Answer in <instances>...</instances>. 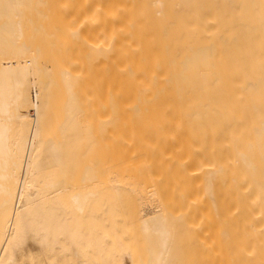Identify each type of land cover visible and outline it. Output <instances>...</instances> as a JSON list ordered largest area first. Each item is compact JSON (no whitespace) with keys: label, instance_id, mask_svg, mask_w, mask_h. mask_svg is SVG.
Returning a JSON list of instances; mask_svg holds the SVG:
<instances>
[{"label":"bare ground","instance_id":"obj_1","mask_svg":"<svg viewBox=\"0 0 264 264\" xmlns=\"http://www.w3.org/2000/svg\"><path fill=\"white\" fill-rule=\"evenodd\" d=\"M251 10L264 36V7ZM205 11L200 0H0V264H50V217L69 228L81 221L85 231L90 220L111 227L113 208L138 234L139 253L126 255L131 264H186L177 248L185 232L211 251L215 241L221 249L231 242L227 254L239 264H264V38L255 41V58L252 40L230 41L234 49L220 55L231 44L217 40ZM179 101L204 108L197 121L207 125L190 137H159L162 149L183 157L166 167L168 181H107L112 167L101 179L105 165L82 161V147L110 122L95 126L90 117L83 128L79 118L91 116L92 104ZM113 130L119 140L123 130ZM190 170L194 200L174 182ZM151 195L180 205L144 210ZM121 199L134 206H119ZM205 246L196 247L199 256ZM229 255L210 263L229 264Z\"/></svg>","mask_w":264,"mask_h":264},{"label":"rangeland","instance_id":"obj_2","mask_svg":"<svg viewBox=\"0 0 264 264\" xmlns=\"http://www.w3.org/2000/svg\"><path fill=\"white\" fill-rule=\"evenodd\" d=\"M241 1L244 2V0ZM250 1H252V3ZM200 3H204V6L207 9V12L205 11V15L208 16L207 23L211 25L212 30L218 27V29H216V31L218 30V35L216 37L217 40L225 41L226 43V40L228 39L227 42L229 44H231V42L233 41L237 42V40H243L244 43H248V41L252 40L254 41V43L252 45L251 50L250 49L249 50L250 53H252L251 57L255 58L258 51L256 50L257 43L255 41L263 39L264 36H261L262 34L260 32L261 24H262V21L260 20L261 15L259 16V19L254 18L255 17L253 16L254 11L251 10V7L260 5L263 8L264 3L260 2L261 4H259L258 2H254V0H245L244 2L245 4L244 3L240 4V0L238 1L200 0ZM196 7H197V3H196ZM196 7L193 6L194 16L196 13ZM237 8H241L242 10ZM215 24H217V27H215L216 26ZM239 24H243V26L241 25L242 27H244L242 28L243 31L240 29L241 26H238ZM225 43L221 42L220 47H225ZM232 49H234V46L232 44L227 45L226 48L223 50L224 52L220 51L219 53L220 55L224 53L226 56H229V53ZM244 49H245L244 53L247 55L249 52H246V48ZM233 52H232V56H233ZM102 104H101L102 107L98 106L100 104L97 105L99 108L95 106L96 104L95 105L92 104V106L95 107L96 109L90 105L94 109V111H92V108L88 106L89 109L91 108L89 111L96 113L99 112L98 114L95 115L94 113L91 112V116H87L86 114L84 115L83 113L79 118V121L81 120L80 122L84 125L83 128H86L90 124H92L90 123L89 120L93 117L94 118L92 120L95 126L97 125V123L98 126L101 125V122L99 123L100 118L101 119L104 118V120L109 119L110 121L109 124L108 122H106L105 126H102L103 124L101 125L100 127L101 131L99 133L97 131L98 133L97 137L98 138L100 137V139L102 140L97 139L98 141L94 143H92V141L90 143L89 139L88 141L86 140L88 144H85L84 147H82L83 149L81 150L80 157L83 162H93L95 164L94 166L97 167L98 165L97 168H99L100 166L101 167L100 169H102L105 165V167L101 170L102 173L101 179H105L104 178L105 176L103 175H106L105 174L107 173L106 170L109 171L110 170L109 168L112 167L110 170L111 177H106L108 178L107 181H111V178L113 176H114L113 177L114 180L115 179L117 180L121 176L126 182L129 183L135 181H138L140 183H144V182L147 183L150 180H154L160 183H164L168 181L171 178L170 176L171 173L168 170H166V167H168L169 165L172 167H176L177 165H179L178 161L181 160L183 157L181 154L173 155L171 153L172 151L168 149L165 150L162 149L163 144L161 142L163 141L159 137L170 136V135L178 136L181 138L190 137L196 130L199 129L200 125H205V124L207 125V123L202 124L198 122L197 120L202 116L196 114L197 111H200L201 109L203 110L205 109L193 104L191 101H184V102L179 101L177 104L169 105V106H159V105L139 106V105H132L133 102L132 104L131 102H123L121 105H117V106H111V104L109 106H106L105 103ZM97 109H99V111ZM101 121H103V119ZM106 125H108L109 127H107ZM106 127L107 130L110 128L108 132L106 130ZM113 129L115 130L117 129L118 131L119 129H121L123 130L122 131L123 133L125 131L123 135L122 132L118 133L117 131H115L118 133L116 134L118 135L117 137H120V139L121 138L123 139V137L121 136H126V137L131 136L132 139H130L131 137H129L128 139H124L122 141L120 139L118 140L117 138L114 139L115 137L111 136L110 134V133H112V135L115 134ZM150 141H153V143L157 147H151ZM109 142L111 145L114 144L116 145L118 144V145L112 148L113 146H111ZM104 145L105 147L107 145V148L109 147L111 149H106L105 147H103L106 149L103 151L102 150L103 148L101 147ZM86 147L88 149H85ZM183 165L191 166L192 163L188 162ZM118 169H121L123 172H121V170L118 172ZM181 171L185 172L184 170ZM194 172L195 171L193 170L189 171L190 174H188V179L187 178L185 179L181 173H178L177 182L173 178L176 184L175 185L176 190L182 191L184 189L185 196L183 197V199H192V200L198 199L195 196V193L197 192L196 189L197 178ZM110 174L108 176H110ZM120 178L118 180H121ZM183 184L185 185V188ZM168 200L167 199L162 200L157 197L155 198V196L153 197L152 195L148 196L145 199H142L144 210L157 209L159 205L163 206L166 203L165 205L167 207H170L176 211L177 206L180 205L179 201H177L178 203H176L175 202L176 200L173 199L174 201L173 202L171 199V202L169 201L170 202L169 203ZM117 201L119 203L118 204L119 206H124L125 208L130 205L134 206L131 200L121 199ZM133 202L138 203V201L136 202V199H133ZM172 202L174 204L170 206ZM174 205L176 206V209L173 208L175 207ZM110 213H111V218H110L111 227L101 225L99 223L94 222L93 220H90V223L85 231L81 228L82 226L81 221H77L76 225L73 228H69L67 226V223L63 219L57 220L50 217V246L48 247L50 251L48 254L47 261L50 264H64V262L66 261L70 262V264L73 263L79 264L81 260L85 262L84 264H131V260L126 255L129 253H134V251L135 254L139 253L138 251L139 244L136 242V237L138 234H136L135 231L132 229V227L126 224L125 221L121 218V216L119 215L120 214L119 210L113 208ZM46 235H47V229H45L42 233L41 242H45ZM183 236L185 237V239ZM179 237H181V239L179 238L181 243V244L179 243V245H182V248H180V246L178 245L177 248L179 249V251L177 249L176 253L178 251L179 253L178 255L179 256L181 255V257L183 256V261H186L188 264L189 263L195 264V262L196 264H200L199 262L201 263L204 262L203 264H205L209 261V259H210L209 264H211L210 263L211 260L212 262L215 261V263H217L218 261L216 258L212 259L209 256H213V255L219 256L220 254V258L223 256H224L223 258H225V254L227 255L226 257H228L229 255L227 254V252L229 251L230 249L229 246L231 244L229 246L227 245L225 246L224 243L229 244L231 242H226V240H223V238H225V236L223 235L217 237L216 239L222 237L221 240H223V242L222 241L220 242L223 243L226 249L225 248L221 249L223 246L220 244L222 246L220 248L218 242L215 241L214 244L215 249L213 251L210 250V246L208 242L203 241L202 244L198 243L196 241L197 240L196 237H194L195 240L194 239L192 240L193 238L192 234L190 235L188 232L180 234ZM204 237H203L204 239L206 240L208 239V236L207 237L204 236ZM189 238L191 240L190 242L187 240ZM193 241L195 242L192 243ZM195 243L198 244L196 245ZM204 243L208 245L205 246ZM199 244H201V246L203 245L205 247H208L210 253L208 254L209 251L207 252L204 251V253H207L206 254L207 257L206 256L205 257L207 259L209 257L208 261L204 260L205 257L201 259V256L203 257L205 255L204 253H201V255L199 256L198 251L202 252L200 249L201 246ZM184 247L187 249H183ZM196 247H199L200 250L197 251ZM135 248L137 250H135ZM206 249L207 248H205V250ZM190 251H193L194 254L193 252L191 253ZM231 251L233 253V250ZM41 252L43 255L46 254L45 250H42ZM195 252L199 256L198 258H196L197 255ZM235 254H236L235 256H237V253ZM186 255H188L187 259L185 258ZM194 256L195 259H193ZM230 258L231 257L229 255V258H227L230 260V262L228 260L229 264L240 263L238 259L237 260L235 259L236 260L235 261L234 257H232L233 258L232 260H234L233 262ZM197 260L199 261L197 262Z\"/></svg>","mask_w":264,"mask_h":264}]
</instances>
